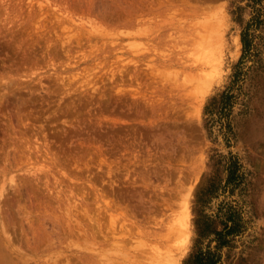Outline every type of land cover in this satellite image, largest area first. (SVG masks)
<instances>
[{"label":"rangeland","instance_id":"rangeland-1","mask_svg":"<svg viewBox=\"0 0 264 264\" xmlns=\"http://www.w3.org/2000/svg\"><path fill=\"white\" fill-rule=\"evenodd\" d=\"M207 250L264 264V0H0V264Z\"/></svg>","mask_w":264,"mask_h":264},{"label":"trees","instance_id":"trees-1","mask_svg":"<svg viewBox=\"0 0 264 264\" xmlns=\"http://www.w3.org/2000/svg\"><path fill=\"white\" fill-rule=\"evenodd\" d=\"M243 42L245 44V49H248V40L246 37L243 36ZM238 76V74H237ZM233 93L230 90L224 91L220 98V103L214 105L216 110L221 114L220 118L226 117L228 115V111L231 109L234 100H233ZM229 162V180L232 179L236 175V164L235 158L231 157ZM227 231L231 230L233 225H226ZM219 234H223V243L225 242V232H221ZM195 264H219V258L212 253L211 251H199L195 254Z\"/></svg>","mask_w":264,"mask_h":264},{"label":"bare ground","instance_id":"bare-ground-1","mask_svg":"<svg viewBox=\"0 0 264 264\" xmlns=\"http://www.w3.org/2000/svg\"><path fill=\"white\" fill-rule=\"evenodd\" d=\"M184 219H185V218H184ZM181 224H182V223H181ZM176 226H177V224H176ZM166 236H167V235H166ZM166 236H165V237H166ZM169 236H170V235H169ZM172 243H173V242H172ZM174 243H175V241H174ZM176 243H177V242H176Z\"/></svg>","mask_w":264,"mask_h":264}]
</instances>
